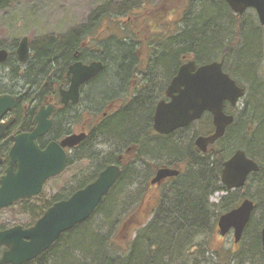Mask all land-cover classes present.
Listing matches in <instances>:
<instances>
[{
  "label": "trees",
  "instance_id": "trees-1",
  "mask_svg": "<svg viewBox=\"0 0 264 264\" xmlns=\"http://www.w3.org/2000/svg\"><path fill=\"white\" fill-rule=\"evenodd\" d=\"M160 1L161 3L156 4L154 7L146 6L142 8L143 10L136 11L135 17L129 18L130 22L121 21L118 23V29L122 34H112L111 36H115L118 42H116L117 44H112L111 40L107 41L106 45L108 44V46L106 47L108 48L103 53V56L107 58V69L111 66V78L114 80H111L110 84L106 88H103L99 95L108 96L112 94L115 80L124 77L130 70L136 69L131 68V65L138 62V49L143 47L151 49L152 62L156 58V65H162L163 62L166 63L167 61L170 62L172 60V53H177L178 59L184 54H194L200 59L201 53L199 52L198 57L193 46L200 44V47H202L201 44H203L204 47L201 51H206L217 41L216 39L219 37V34L216 35L214 33L216 37L209 40L206 38L205 40L200 39L201 36H198V34H202L203 30L207 32L216 30L215 18L222 12L223 7L233 17L240 19L238 18L239 14L235 15L229 9L226 0H208L211 6L193 17H191V14L199 0H181L180 4L176 3L173 6L169 4L171 0ZM165 7L167 10H165ZM180 10L183 16L181 18L176 16L180 14ZM155 11H158L157 14L160 13V16H157ZM140 12H142V17L144 18L143 24L149 20L151 27H138L139 30L135 31L131 29L130 35L127 28L132 26V24H136L137 26L141 23L142 19L138 20L141 17ZM188 21L191 24L193 23L192 27L188 26ZM236 22L234 21V23ZM142 32L146 33V36L144 38L138 37ZM85 33H87V30H78V32L69 35L66 40L62 42L54 41L55 43L51 42L47 46L42 47L37 53L38 55L47 56L44 60L53 59L59 61L60 58H65L66 60L67 57L73 54L74 49L80 48V42L83 41ZM128 40L131 43L137 44V47L134 48L135 45L131 43L125 45ZM239 40L229 42L226 47L219 49V53H226L225 56L231 62L233 60V58L231 60V48L236 47ZM120 43H124V45ZM164 47H168L165 50L166 53L161 52V49ZM83 50L85 55L88 53L86 56H101L99 54H92L87 45ZM162 55L163 57L166 56L164 60H162ZM254 57L255 55L251 54L243 62L251 64ZM150 69L152 68H148L147 70ZM169 69V66H167L165 71ZM239 80L241 82V78ZM145 92L137 95L135 100L128 106L131 112L125 114L121 112L119 115H115L111 121L103 123V128L108 129L112 136L122 133V138H120L121 143L130 138L132 139V143L140 144V150L149 147L151 150L154 149L155 153L162 152L164 144H158V142H161L160 139H154L149 144L145 140L142 142L143 138L150 137V117L157 100V95L149 98V93L145 94ZM141 94L143 95L139 98ZM259 109L264 110V104L256 110ZM233 127L234 125L229 128L226 136ZM21 128L28 130L30 126L25 125ZM11 144L12 140L9 138L1 144L2 150L7 153ZM154 144L155 146H153ZM151 146L153 147L151 148ZM220 147L221 145H212L210 152L201 155L203 157L213 156L215 160L211 162L201 160L195 166L189 158L183 157L182 160L186 163L183 173L162 191L158 205L151 209L150 217L143 226L133 230L128 235L130 237L136 232V236L132 240L124 239L121 242V236L130 230L129 225H131V222L124 221L123 218L127 217L128 213L139 205L145 191L140 186L135 187L134 192L138 195L134 198L132 196L133 190L128 184L130 183L128 181H133V179L137 180V182L142 181L140 179L143 178L144 173L149 169L145 165L147 164V158L144 157L143 152L138 153L137 158L140 159L139 165L136 168L125 166L124 173L120 177L118 184L111 189L100 206V209L102 206L107 207L111 201L121 197L123 194V198L121 197L123 201H119L118 203L116 201L122 207L119 210L120 214L118 218L112 220L111 223L105 222V228L101 229V224L98 227L91 225L90 221L94 218L91 216L88 220L65 233L55 242L53 247H62L64 251L68 247L80 248L86 252L87 257H101L98 260L99 262L103 257V262L116 259V262L119 261V264H211L213 261L209 259L210 256H214V264H264V254L261 244V230L264 225V155L259 156L248 151L249 156L255 159L261 166L259 174L261 185L258 183V189L253 190L250 188L251 184H248L246 189L228 191L227 195L222 196L219 202H213L211 201V195L215 191H227L221 183L220 177L223 162L233 153L232 151L228 156H224L220 151ZM93 159V157L85 155L84 147L83 149H79L74 154L70 163L72 161L83 162L84 160H88L87 162L90 165L88 166L87 173L77 183L69 186L68 184H64L52 201L29 206L34 218H40L54 200L67 198L79 188L95 180L100 170L110 162V158L104 155L101 166L97 170H93L91 169ZM144 165L146 168H144ZM140 168L144 169V172L141 174H139ZM128 170H130V176L124 178ZM124 182H126L125 187L123 186L119 190ZM245 197H251L255 200L257 208L244 231L239 244L240 247L236 251L231 250V248L223 251L214 249L210 238L217 229L219 217L237 207ZM29 199L27 198L26 200ZM131 199H133V202H131ZM6 227L0 226V228ZM101 232H105L104 236H101ZM108 254H112V256H107ZM63 257L67 256L64 255ZM63 257L60 258V263ZM30 264H35V261H31ZM65 264H76V262L72 263L68 256ZM78 264H81V262H78Z\"/></svg>",
  "mask_w": 264,
  "mask_h": 264
},
{
  "label": "flooded vegetation",
  "instance_id": "flooded-vegetation-1",
  "mask_svg": "<svg viewBox=\"0 0 264 264\" xmlns=\"http://www.w3.org/2000/svg\"><path fill=\"white\" fill-rule=\"evenodd\" d=\"M8 1L11 3L14 1L17 2L18 0H0V12H6ZM248 10H252L254 12L253 17L258 22L259 33L261 35L259 38L261 46L259 47L257 53H255L254 60L250 65L255 69L256 74L264 75V24L260 22L258 13L254 8L247 9L243 14H239L238 18L244 19L247 16H252L246 15ZM27 37H29V51L27 58L24 60L21 59L18 53L19 44L23 37L11 45H8V42H5V40H0V54L1 51H6L5 58L0 60V96L8 95L15 99L14 108L7 113H4L0 118L1 125H6L11 121L0 136V158L2 159L0 163V178L6 173L9 167L8 153L14 143V135L18 131H32L37 125L35 118L39 113L42 112L48 114L49 111L48 119L52 121L50 129L43 136L37 139L40 147L45 148L52 141L61 142L65 137L72 134L85 133L86 139L91 134L94 136V132L97 129H100L104 122L111 121L115 115H119L118 108L120 107L121 102L126 104V107H128L135 100L137 95L146 90L155 91L157 100L154 106V111L150 117V137L143 138L142 142L145 140V142L147 141L149 144L154 139H160L161 142H168L172 139H190V145L195 154L200 156L203 155L202 152H207L211 147L208 145L207 150L203 151L199 147L197 140L200 137H209L214 134L216 127L212 112L206 110L202 113L200 118L193 120L188 125L179 127L167 134H161L154 128V115L157 104L162 100H165L166 102L171 100L167 96L168 87L173 78L178 74L180 68L191 60L195 62L194 72H196L197 69L204 64L215 61L222 62L223 71L229 74L244 90L243 95L239 97L235 103H232L229 100H226L224 103V112L227 115H233L234 120L233 123L226 128L225 134L219 139L218 143H221L226 138L229 128L236 123L237 127L242 129L249 137H252L257 131L255 122L251 120H253L255 117L254 115H256L255 110L261 105L263 106V103L258 101V93L254 85H248L243 80L240 82L239 78H241V76L237 75L240 72L239 67L229 66L230 61L226 56H221L220 58L212 61H201L194 54H184L179 57L176 70L174 72L166 71L163 73L147 70L148 68H151L152 57L150 56L148 58L144 56L145 62H143L145 64L143 67L139 64V62H135L131 65V68H136L135 70H130L124 75V77L115 80V86L114 88L112 87V94L114 95L109 98H107L106 95H99L103 89H101L100 92L97 91L100 87L106 88L108 84H110V81L114 80L111 76L104 73L103 67L100 72L81 83L78 89L77 100H74L73 97L68 94L72 85V73L70 72L71 67L77 62L90 64L93 61H97L98 56H86L83 50L86 47V43L85 41H81L80 48L74 49L73 54L67 57L66 60L65 58H60L59 61L53 59L44 60L47 56H42V54L38 55L37 52H39L41 48L38 49L33 47L34 43L32 42L30 36ZM236 64L240 65L239 63ZM184 87L185 86L181 84L180 88L183 89ZM93 106H96V109H93ZM92 110L96 111L92 112ZM101 110L102 112H100ZM25 125L30 126V128L28 130H23L21 127ZM9 138L12 140V144L8 152L5 153V151L1 148V144ZM85 140L81 141L74 147L66 148L69 155L67 168L70 166V162L74 157V154L78 152L79 149H83V147H85ZM123 142L120 148H116L112 153H103V155L107 154L108 158H110V162L102 170L111 164L122 168L125 166H132L133 168H136L139 165L140 159L137 158V154L140 153V144L132 143V139L127 142ZM246 151L248 153L247 149ZM143 155L147 158V164L145 165L149 168H147L148 170L145 172L147 176L140 182L135 180L130 184V187L134 188H132V196L134 198L138 195L134 192L136 189L135 187L140 186V188L145 190L138 207L143 206L142 204L145 201L147 193L153 188L160 191V193H158L160 198L162 195L161 192L171 185V182L183 173L184 167L186 166V163L182 160L183 157L173 159L170 156L163 155L162 152L155 153L151 152V150L147 152L146 155L143 153ZM230 157H228V159ZM145 165L144 168H146ZM162 168L176 169L179 170L180 173L177 176L167 177L158 183H152L158 171ZM253 176H255V179L252 184V188L253 190H256L259 187L258 183L261 185L259 181L260 175L252 173L249 176L248 181L251 180ZM143 177H145V175ZM220 180L223 184L222 171ZM117 184L118 183H116V185ZM224 187L227 188L226 185ZM218 192L223 191L219 190ZM221 198L222 196L220 197V200ZM62 199L65 198L56 199L52 202V204ZM133 199H131V202H133ZM132 211L133 212L130 215L129 222H132V218L135 221H144L146 217L145 213H141V216L137 219V214L139 212L136 208L132 209ZM143 212L145 211L143 210ZM142 219L143 221H141ZM34 223L31 225H34ZM55 242L51 245L47 252L38 255L32 261H35V264H54V256L58 252L64 251L62 247H53ZM7 249L8 248L6 246H0V258Z\"/></svg>",
  "mask_w": 264,
  "mask_h": 264
},
{
  "label": "water",
  "instance_id": "water-1",
  "mask_svg": "<svg viewBox=\"0 0 264 264\" xmlns=\"http://www.w3.org/2000/svg\"><path fill=\"white\" fill-rule=\"evenodd\" d=\"M227 3L239 14H243L248 8H255L260 22L264 24V0H227ZM28 40L29 37L24 36L19 44L18 53L22 60L28 55ZM5 55L6 51H1L0 60H3ZM102 68L101 61H93L90 64L75 63L70 69L72 85L68 94L77 100L81 83L93 77ZM194 71L193 60L180 68L167 90V96L171 100H162L156 106L154 128L161 134H167L200 118L202 113L208 110L214 115L216 130L213 135L197 140L198 145L205 150L207 144L214 143L224 135L226 128L234 120L233 115H227L223 110L225 101L235 103L244 90L223 71L222 62L204 64ZM181 84L185 86L183 89L180 88ZM14 106L13 97L0 96V118ZM48 115L49 111L48 114L39 113L35 118L37 125L32 131H18L14 135V143L8 153L9 167L0 178V210L19 200L38 196L50 178L58 176L67 168L69 155L66 148L74 147L84 139L85 133L72 134L61 142L52 141L45 148H41L37 139L52 125ZM10 123L11 121L8 124ZM8 124H0V136ZM1 161L0 158V163ZM258 170V164L249 158L244 150H237L223 164L222 182L229 190H235L245 184L252 171ZM179 173L176 169L162 168L152 183L177 176ZM120 174V167L111 164L101 171L94 181L76 190L69 198L51 205L33 226L24 227L17 224L0 229V246L8 248L0 258V264H23L32 260L50 248L62 233L88 220ZM254 207L252 200L245 199L238 207L224 213L218 220L219 233L225 236L233 231L234 242L239 243ZM262 243L264 249V227Z\"/></svg>",
  "mask_w": 264,
  "mask_h": 264
},
{
  "label": "rangeland",
  "instance_id": "rangeland-1",
  "mask_svg": "<svg viewBox=\"0 0 264 264\" xmlns=\"http://www.w3.org/2000/svg\"><path fill=\"white\" fill-rule=\"evenodd\" d=\"M180 2L181 0H171L169 4L170 6H173L176 3L180 4ZM158 3H161V1L18 0L17 2L14 1L11 3L8 1L6 12H0V40H5V42H8V45H11L15 41H19L22 37L27 35L30 36L32 42L34 43L33 47L39 49L47 46L51 42L55 43L54 41L62 42L66 40L69 35L74 32H78V30H87V33L84 34L83 41H85L87 47L90 48V52L92 54L101 55L104 53V50L108 48L106 47L108 46V44L106 45L107 41L111 40L110 42L112 44L118 42L116 41L117 38L111 35L121 33L118 29L119 22H130L131 20L129 18H134L136 11L143 10L142 8L146 6L154 7ZM165 10H167L166 7ZM155 12L156 14L158 13V11ZM253 13L254 12L252 10H248L246 15L253 16ZM140 15L141 17H139L138 20L140 21L142 19L141 23L137 26L136 24H132V26L127 28L130 35L131 29L135 31L139 30L138 27H151L149 20L143 24L144 18L142 17V12H140ZM157 16H160V13L157 14ZM176 16H179L180 18L183 17L181 10L180 14H177ZM143 34L144 32H142L141 35H138V37L144 38L146 33L144 35ZM130 43L131 41L128 40L125 45H129ZM122 45H124V43ZM135 47L137 46L135 45L134 48ZM137 51H139L138 62L143 67L145 64L144 58H149L152 55L151 49L143 47ZM86 55H88V53ZM109 67L110 68L106 71L111 70V66ZM258 101L261 102L259 98ZM262 103L264 104V101H262ZM150 150L151 149L149 147H145V149H141L140 152H143L146 155ZM151 152H155V150L152 149ZM89 165L90 164L87 161L74 162L63 173L51 178L45 184L44 190L40 195L30 198L29 200H21L18 204H13L6 209L0 210V226L10 227L15 224H33L36 218H34L29 206L52 201L54 196L61 190V187L64 184H68L69 186L73 183L79 182L87 173ZM144 175L145 177L140 180H144L146 178L147 174L144 173ZM158 193H160L158 189H151L147 193L143 204L141 203L143 206L135 207L139 212L137 214V219L141 216V213H145L146 217L144 221L143 219L141 220L143 222L135 221L132 218L131 225H129L130 230L121 236V242H123L124 239L132 240L133 237L136 236V232L130 237L128 235L133 230L143 226V224L148 220L151 209L158 205L161 198H159L160 195H158ZM224 194L226 193L218 191L215 192L211 197V201L218 202L220 197ZM121 197L123 198V194ZM143 210L145 212H143ZM109 211L110 214H107L108 218L104 215L103 211H100L96 218L91 219V225L98 227V225L101 224V229H104L105 222H112V209H109ZM124 221L128 222L129 216L128 219L127 217L124 218ZM210 240L214 249L217 250L223 251L231 248V250L236 251L240 247V245L235 244L234 242L233 232L226 236H222L219 234L218 228L212 234ZM209 259L213 261L211 264H214V256H210Z\"/></svg>",
  "mask_w": 264,
  "mask_h": 264
},
{
  "label": "bare ground",
  "instance_id": "bare-ground-1",
  "mask_svg": "<svg viewBox=\"0 0 264 264\" xmlns=\"http://www.w3.org/2000/svg\"><path fill=\"white\" fill-rule=\"evenodd\" d=\"M221 1H223V0H221ZM210 4L211 3L208 0H199L193 9L191 17H193L194 15H198V14L202 13L204 11V9H207V7L211 6ZM215 21H216V30L214 29V30H212V32H207V31L203 30V33L198 34V36H201L200 39L205 40V38H206L209 40L213 37H216L214 35V33H216V35L219 34V37H217V39H216L217 41L213 45H211L209 47V49H207L206 51H201V49L204 47L203 44H201L202 47H200V44L194 45L193 46L194 51L196 52L198 57H199V52L201 53V55H200L201 61L216 60V59L220 58L221 56L225 57L226 53H219L220 48L226 47L229 42L240 39L238 44H236V47L232 48L233 53H232L231 59L233 58V60L230 62L229 66H238L239 71H240L238 73V75L241 76V80L246 82L248 85H254V87L257 89V93H258L257 96H258L259 100L261 102L264 101V75L256 74L255 69L250 64H245L246 62H243V60H247L251 54L255 55V53H257L259 47L261 46V41L259 39L261 35L259 33V25H258L257 20L253 16H247L244 19H236L235 17H233L230 13H228L226 11L225 7H223L222 12L216 16ZM234 21L235 22L237 21V22L234 23ZM189 22L190 21H188V26L192 27L193 23L191 24V22H190V24H189ZM244 32H246V33H244ZM131 44L137 46V44H134V43H131ZM167 49H168V47H164L163 49H161V52L164 53L165 50H167ZM161 57H162V60H164L166 56L163 57V55H162ZM106 59H107L106 56L104 57L103 54H101V56H98L97 61H101L103 63L104 73L108 74V76H111L112 72L109 70L106 71L107 70ZM156 60L157 59L154 58V60L152 62V66H151L152 69H150L149 71H156L158 73H163V72H166L165 69L167 66H169L170 69L167 71L173 72L177 66L178 54L172 53V60L170 62L167 61L166 63L163 62L162 65L164 67L161 64L156 65ZM236 63H239L240 65H238ZM108 69H109V67H108ZM101 89H103V88L100 87L97 91L100 92ZM148 93H149V98L155 97V95H156L155 91L146 90L145 94H148ZM143 94H141V96L139 98H141ZM113 95L114 94H110L107 96V98H109ZM144 104H143V106H144ZM92 108L96 109V106H93ZM95 111L96 110H92V112H95ZM118 111H119V114L121 112L123 114H125V113L131 112V109L129 107L127 108L126 104H123L121 102L120 107L118 108ZM100 112H102V110ZM255 114L256 115H255L254 119L251 121L255 122V126L257 128L256 129L257 131L254 133V135L252 137L247 136L242 129H239L237 127V123H236L234 125V127L230 130V132L228 133L226 138L221 142L222 144L218 143V141L221 137L219 139H217L214 143L207 144V146L210 145V147H211L207 152H210L212 150V145L217 144L218 146L221 145L220 151L223 153L224 156H228L232 151H233V153L231 155L233 156V154L237 150H244L246 152L247 156L249 158L253 159L252 157L249 156L246 149L250 153H254V154H257L259 156L264 155V152H263V150H264V110L263 109L256 110ZM94 133H95L94 136L91 134L87 139H86V137H84L83 140L86 139L84 142L85 155H87L91 158L92 157L94 158L92 160V168L91 169L97 170L102 164L103 156H104L103 153H106V152L112 153L113 151H115L116 148L117 149L120 148V146L122 145V143L120 141V138H122V133H119V134L117 133L114 136H112V135H110V132L108 131V129H104L103 126H101L100 129H97ZM128 140H130V138H128L126 141H128ZM126 141H124V142H126ZM158 144H160V145L164 144V150L162 151L163 155L170 156L173 159H176L178 157L189 158L192 161V164H194L195 166L198 163H200L201 160H203V161L208 160L210 162L215 160V158L213 156L203 157V156L195 154V152L191 148L190 139H183V140L172 139L168 142H158ZM153 146H155V144ZM153 146H151V148ZM207 146H206L205 150L202 149L200 146L199 147L203 151H206ZM207 152H202V153L204 154ZM105 155H107V154H105ZM253 160L258 164L259 170L258 171H252L248 175L245 184L236 190H239V189L244 190L247 188L248 184H251L250 188H252V184L254 182L255 176H253L252 179L248 181L249 176L252 173L260 174L261 166L255 159H253ZM74 162H76V161H72V163L70 165H72ZM224 162H223V164H224ZM120 169H121V174L119 177H121L122 174L124 173L125 167L124 168L120 167ZM100 171H103V170L101 169ZM142 172H144V169L140 168L139 174H141ZM129 176H130V170H128V172H126V174L124 175V178H128ZM118 181L119 180H117L115 182V184L112 186V188L115 187V185H116V183H118ZM133 181H135V179H133ZM133 181H128V182H130L128 184L130 185ZM125 184H126V182H124L120 186L119 190H121L123 188V186L125 187ZM85 186H83V187H85ZM83 187H81V188H83ZM111 189H110V191H111ZM110 191L108 192V194L110 193ZM106 196L103 198L101 203L96 207V209L94 210V212L92 213L91 216H93V217L95 216L94 218H96L97 214H99L100 211H103L104 215L107 217V214L110 212L109 209H112V214H111L112 220H116L120 214L119 210L122 208L117 203L119 201H123V199H121V197H119V198L115 199L114 201H111L107 207L102 206L100 209V206L103 203ZM69 197H67V198H69ZM245 199H250L255 204L254 210H253L252 215L250 217V220H251V218H252V216H253L256 208H257V203L251 197H245L243 200H245ZM116 201H117V203H116ZM131 214H132V210L128 213L129 218H130ZM128 216H127V219H128ZM124 218H126V216ZM124 218H123V220H124ZM250 220H249V222H250ZM249 222H248V224H249ZM78 225L79 224H77L76 226H78ZM247 225H246V227H247ZM75 227H73L72 229H74ZM246 227H245V229H246ZM263 227H264V225H263ZM263 227H262V229H263ZM72 229L62 233L59 238H61L65 233L71 231ZM245 229H244V231H245ZM100 234H101V236H104L103 234H105V232H101ZM261 244H262V251L264 254L263 243H262V230H261ZM48 249H46L42 253L47 252ZM42 253H40L39 255H41ZM64 255H66L67 257L69 256L71 262L72 263L76 262V264H78V262H81V264H119V261L116 262V259L115 260L113 259L112 261L106 260L103 262V260H104L103 257H102V260L99 262L98 260L101 259V257H97V256H93V257L88 256L87 257L86 252L84 250H82L80 248L76 249V248H72V247H68L66 249V251H60V253H57L54 256V264H65L67 257H63ZM107 256H112V254H108ZM61 257H63V258L61 259V263H60ZM32 260L26 261L23 264H30V262Z\"/></svg>",
  "mask_w": 264,
  "mask_h": 264
}]
</instances>
